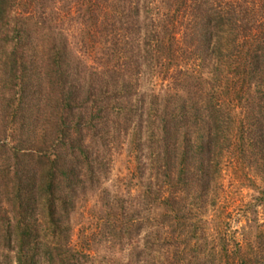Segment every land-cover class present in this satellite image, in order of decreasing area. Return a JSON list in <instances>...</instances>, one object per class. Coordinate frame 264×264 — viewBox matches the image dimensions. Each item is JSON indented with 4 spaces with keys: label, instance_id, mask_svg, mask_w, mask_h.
Returning a JSON list of instances; mask_svg holds the SVG:
<instances>
[{
    "label": "trees",
    "instance_id": "1",
    "mask_svg": "<svg viewBox=\"0 0 264 264\" xmlns=\"http://www.w3.org/2000/svg\"><path fill=\"white\" fill-rule=\"evenodd\" d=\"M105 2L108 11L78 6L81 48L100 54L84 78L54 36L45 0H0V44L11 49L0 53V71L18 89L0 98V161L8 159L0 186H9L13 212L0 202L4 263L71 264L82 255L87 244L72 246L64 224L86 187L81 170L95 182L100 150L128 138L134 152L147 150L149 164L135 162L151 214L133 226L137 237L147 228L148 256L162 239L164 264H264V223L253 219L238 241L225 239L229 224L213 237L201 223L223 192L224 158L258 191L250 206L264 205V0ZM152 71L168 88L146 90L139 79ZM108 235L117 237L114 228Z\"/></svg>",
    "mask_w": 264,
    "mask_h": 264
},
{
    "label": "rangeland",
    "instance_id": "2",
    "mask_svg": "<svg viewBox=\"0 0 264 264\" xmlns=\"http://www.w3.org/2000/svg\"><path fill=\"white\" fill-rule=\"evenodd\" d=\"M47 15L57 18L56 29L54 36H57L59 41L62 40L66 46L69 45L70 54L73 60H78L80 64L79 74L86 77L90 71V66L96 64V59L100 57L95 50L85 47L81 48V43L78 41L79 32L82 30V17L79 16L78 6L84 8L87 6L97 7L102 5L104 11H108L105 0H45ZM12 18L20 14L19 9H14ZM34 16L36 14L33 12ZM12 27V25H11ZM61 33L62 36H59ZM2 33L0 34V40ZM4 46V47H3ZM11 51L9 45L0 44V53H9ZM8 66V65H5ZM5 68V67H0ZM158 76V77H156ZM139 82L145 83L146 90L152 91L155 89L165 90L170 85L169 79L163 75L153 72L147 76H142ZM18 89L11 85L7 75L0 71V98L3 97L4 102L9 98L15 97ZM46 120V116L42 117ZM9 122V121H8ZM5 120L0 118V132L4 131L6 126ZM41 128V127H40ZM38 132L39 128H33ZM116 140V139H115ZM128 138L120 140V145L115 149L99 152V160L104 164V167H97L94 172V181L89 183L86 181L87 175L85 169L81 170V177L85 181L83 192H79V197L74 201L69 220H64L65 226L68 228L69 240L72 246L79 247L78 244L84 242L86 247L81 249L82 255L71 257V264H135V259L138 261V254L142 258L151 263V254L157 255L155 263L164 264L163 259L167 256L163 255L166 252V244L159 243L158 248L152 253L147 252V248L151 246V242L147 247V243L142 241L145 230L143 229L140 237L136 236V230L133 226L139 218H146L150 213L148 201L146 199V191H148L147 180L141 179L138 174L137 167L140 164L136 163L137 157H142L141 162H147V155L142 152H134L127 142ZM94 156L92 155L91 158ZM8 159L3 156L0 161V172L7 167ZM96 168V167H95ZM243 171L235 169L232 161L224 158L223 168H221L219 181L222 184L223 192L217 202V205L211 209L209 207L207 213L202 217V228L208 236L216 237L223 226L229 224L224 231L225 239L233 236L234 240L238 241L244 231L245 238L252 231L251 226L253 221L264 223V205L250 206L255 197L258 196V191L248 185V181L244 178ZM1 174V173H0ZM246 174V173H245ZM251 175V174H250ZM146 178V176H145ZM0 179L2 177L0 176ZM152 182L154 180L150 179ZM256 185L263 187L260 180L256 178ZM3 182L0 186V202L3 209L7 212V217L13 216L9 199L11 198L9 186H5ZM253 205V204H252ZM247 208L246 211L244 208ZM2 217V215L0 216ZM254 219V220H253ZM253 220V221H252ZM217 222V223H216ZM132 225V229H131ZM115 229L117 237L113 239L108 235V230ZM223 233V232H221ZM165 236L164 232L163 235ZM0 243L4 244V240L0 237ZM160 255V257H158ZM8 256L7 251L0 250V261L4 263L5 257ZM13 257V255H10ZM161 260H160V259ZM79 263H78V261ZM41 264H48L44 259ZM70 264V263H69ZM144 264V263H141ZM165 264H175L174 259Z\"/></svg>",
    "mask_w": 264,
    "mask_h": 264
}]
</instances>
